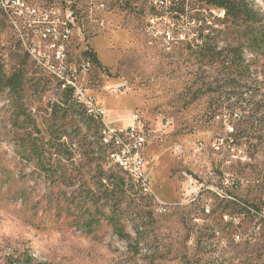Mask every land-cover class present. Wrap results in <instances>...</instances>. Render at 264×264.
Listing matches in <instances>:
<instances>
[{
  "label": "rangeland",
  "instance_id": "rangeland-1",
  "mask_svg": "<svg viewBox=\"0 0 264 264\" xmlns=\"http://www.w3.org/2000/svg\"><path fill=\"white\" fill-rule=\"evenodd\" d=\"M28 1L39 7L53 6L61 13L56 17L63 16L62 0ZM247 1L264 15V0ZM179 4L170 12L155 13L148 0H105V10L97 12L88 0H75L76 28L65 43L66 66L77 71L78 84L103 108L106 121L126 127L136 115L148 137L146 174L157 200L144 197V212L127 222L131 246L113 235L105 223L95 236H87L65 224L63 212L57 215L53 199L65 188L50 186L33 162L19 159L13 126L15 105L5 91L0 93V264L22 254L31 256L32 264H264V214L245 213L238 204L221 201L216 187L203 190V185L212 183L210 171L215 162L210 154L196 153L193 147L196 140H206L214 133L212 113L231 91L251 92L255 102L248 103L249 111H257V104L264 109V52L251 53L243 46L244 37L226 32L225 24L215 22L209 45L229 60L236 54L233 48L239 46L244 61L245 71L235 77L241 87L230 89L218 65L200 56L196 25L189 18L191 5L222 20L218 10L201 0H181ZM183 6L187 7L182 15ZM165 29L174 38L170 49L161 35ZM26 33L30 34L24 28L19 32L0 15L4 69L6 73L25 72L23 109L40 130V141H47L48 129L62 124L65 137L60 141L82 151L81 136L94 142L96 130L78 117L74 125L68 119L54 120L55 105L65 89L28 53L34 48L49 54L48 43L39 42L34 35L22 38ZM87 49L95 54L99 66L84 56ZM87 61L91 69L82 75L79 67ZM76 96L72 95L74 104L83 111V99ZM92 121L99 125L100 147L107 150L101 147L104 163L119 170L112 144L102 141L104 124L99 119ZM249 137L258 138V130H249ZM179 149L183 150L180 156ZM257 163L255 169L239 170L249 180L237 196L244 205H255L258 199L252 179L264 164V148ZM46 203L49 211L44 214ZM226 210L238 221H225ZM32 219L36 224L42 221L44 228L31 225ZM139 219L146 230L136 237L132 225Z\"/></svg>",
  "mask_w": 264,
  "mask_h": 264
},
{
  "label": "trees",
  "instance_id": "trees-1",
  "mask_svg": "<svg viewBox=\"0 0 264 264\" xmlns=\"http://www.w3.org/2000/svg\"><path fill=\"white\" fill-rule=\"evenodd\" d=\"M201 1L215 10H223L224 16L220 20L211 14L201 12L199 6H190L189 12L192 13L189 18L196 25L194 32L196 39L201 43L200 56L207 60L206 62L211 61L212 64H217L224 82L232 86L230 89L235 90L234 88L241 87L235 77L242 75L245 71L241 48L239 46L233 48L236 54H232L231 60L223 59L222 52L216 51L214 47L209 45L212 44L211 38H209L210 33L214 31L215 22L225 24L226 32L244 37L243 46L251 53L263 54L264 15L254 10L247 0ZM180 12L183 15L186 13V8L183 6ZM84 56L94 65L99 66V61L92 51L87 49ZM25 79L26 74L21 69L6 73L0 57V93L7 91L11 97V102L15 105L13 126L15 127L16 139L19 141V149H17L19 159L25 162H33L35 169L40 175H43L50 186L62 185L65 188L53 199L54 202H57V215H59V211L65 215L63 219L65 224L75 227L87 236H95L96 229L105 223L113 235L131 246L132 237L126 230L127 222L144 212L141 202L144 197L150 198L140 192L138 184L133 182L131 178L123 175L112 165L107 167V164L104 163L103 155L106 148L101 146L104 149L102 150L99 145V125L86 117L81 108L74 104L76 101L72 98L71 90L62 91L61 100L58 101V105H55V108L58 109L53 111L54 120L68 119V122L74 125L77 121L75 117H78L89 128H95L97 133L95 141L92 142L87 135H83L80 138L82 151L72 149V143L68 145L66 142L60 141L61 138L65 137L64 130L61 129L62 124L57 127L54 125L53 130L48 129L47 141H40L41 138L38 137L41 133L40 130L35 121L23 109ZM238 91H231L233 93L228 94H234ZM218 106L219 103L215 110ZM75 136L77 135L75 134ZM76 155L78 158L75 159ZM53 156L57 160L54 161ZM85 176L88 177V180L85 179ZM76 184L78 186L75 189L72 188ZM51 201L52 199L49 198L48 203ZM48 203L45 205L44 214L49 211L46 207ZM35 218L40 219L41 217ZM39 222L36 224L32 219L30 224L37 228L41 226L44 228V223ZM145 228L146 226L141 219H139L138 224L132 225L136 237L141 236L142 231L146 230ZM32 263L31 256L22 254L15 259H5L1 264Z\"/></svg>",
  "mask_w": 264,
  "mask_h": 264
},
{
  "label": "built area",
  "instance_id": "built-area-1",
  "mask_svg": "<svg viewBox=\"0 0 264 264\" xmlns=\"http://www.w3.org/2000/svg\"><path fill=\"white\" fill-rule=\"evenodd\" d=\"M88 1L90 6L94 4L97 12L105 10V0ZM179 1L181 0H148V3L155 13L158 10L165 13L180 5ZM62 4L63 16L59 18L56 15L60 16L61 13L53 6L39 7L28 0H0V15L19 32L24 28L30 33H26L22 38L34 35L39 42L48 43L51 53L42 55L40 50L36 51L34 48L28 49V53L53 76L58 85H62L65 91L71 90V95L82 97L83 114L90 119H99V124H104L109 136H113L112 155L116 157V161L130 169L132 178H138L144 196L157 200L146 174L145 150L148 137L139 124L138 116L134 115L132 123L126 127H117L106 121L103 108L92 97L86 95L82 86L78 84L75 77L77 71L66 66L65 43L73 35L77 16L75 0H62ZM90 10L93 11L92 8ZM218 12V17L223 18L224 11ZM153 22L151 19V24ZM161 35L167 49H170L171 42L174 41L170 30L165 29ZM49 58H52V62L48 61ZM90 69L89 61L79 67L82 75H86ZM249 102L255 101L251 92L247 90L222 97L218 108L212 113L216 125L214 133L206 140H196L193 147L196 153L210 154L215 162L214 169L210 171L212 183L203 185V190L209 192V187H216L220 191L221 201L231 205L238 204L237 208L245 213L263 215L264 164L258 166L256 176L252 179L257 191L256 204L248 206L237 200L238 192L247 188L249 183L247 177L241 175L239 170L255 169L258 165L257 157L264 148V109L257 104V111H249ZM249 130H258V138H250ZM177 154L182 155L183 150H177ZM159 206L163 208V205ZM230 213L231 210L224 211L223 219L228 222L238 221L229 217Z\"/></svg>",
  "mask_w": 264,
  "mask_h": 264
},
{
  "label": "bare ground",
  "instance_id": "bare-ground-1",
  "mask_svg": "<svg viewBox=\"0 0 264 264\" xmlns=\"http://www.w3.org/2000/svg\"><path fill=\"white\" fill-rule=\"evenodd\" d=\"M74 96H76V95H74ZM102 141L105 145L113 144V136H109V131L107 129H105L103 131ZM118 167H119L120 172L123 175L129 177V179L131 178V180L133 182L137 183L138 186L142 189V184H140V182H138V178H132V172L130 171V169L127 168V166L125 164H121L120 162H118Z\"/></svg>",
  "mask_w": 264,
  "mask_h": 264
}]
</instances>
